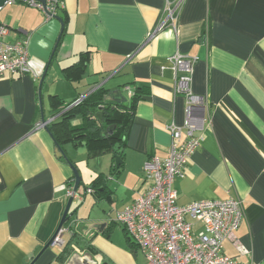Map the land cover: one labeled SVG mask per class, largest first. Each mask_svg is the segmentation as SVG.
I'll list each match as a JSON object with an SVG mask.
<instances>
[{
	"label": "crops",
	"instance_id": "0c3cea01",
	"mask_svg": "<svg viewBox=\"0 0 264 264\" xmlns=\"http://www.w3.org/2000/svg\"><path fill=\"white\" fill-rule=\"evenodd\" d=\"M165 3L63 0L57 45L58 19H45L40 9L22 1L0 9V23L10 27L7 41L29 36L30 64L39 74L36 80L27 73L0 77V264H67L73 254L75 264H90L85 254L97 264L105 259L138 264L120 226L108 224L98 232L87 224L112 220L147 186L145 159L167 155L168 125L181 124L185 116V97L173 90L169 57L175 51L196 58L190 86L209 102L194 131L200 145L184 175L173 181L177 202L239 198L243 216L233 238L223 242V252L264 264V0H184L177 31L167 27L148 37ZM98 83L106 97L123 95L127 103L125 87L141 86L145 92L131 111L126 107L131 119L122 144H87L84 137L73 143L80 109L68 118L70 124L51 125L60 117L40 124L60 103ZM50 95H56V106ZM116 145L118 166L111 148ZM79 161L91 167V180L99 176L103 183L69 207L67 223L81 241L72 239L66 255L57 245L43 250L65 210L66 188L74 185L71 164L83 177ZM85 185L82 180L78 190ZM115 228L122 234L118 244L112 242ZM235 242L248 252L239 253Z\"/></svg>",
	"mask_w": 264,
	"mask_h": 264
},
{
	"label": "built area",
	"instance_id": "2783aa9c",
	"mask_svg": "<svg viewBox=\"0 0 264 264\" xmlns=\"http://www.w3.org/2000/svg\"><path fill=\"white\" fill-rule=\"evenodd\" d=\"M21 1L40 9L45 19L55 17L64 6L63 0ZM183 1L166 0L164 13L148 37L167 27L177 31V17ZM14 2L16 0H8L6 4ZM9 34L10 27L0 23V77L5 73L20 76L27 73L34 80L38 79L39 74L29 60V36L7 41ZM169 60L174 93H182L185 97L184 120L181 124L171 122L168 125L171 142L167 155L163 158L152 155L145 159L143 176L148 181L147 186L129 204L116 211L112 220L134 241L136 249L144 254L146 264H258L252 260L240 261L223 252V242L233 238V232L243 216L239 198L206 199L187 204L177 202L173 181L175 177L184 175L191 155L200 145L201 137L195 135L194 131L203 121V112L209 102L205 95L195 93L190 86L196 58L175 51ZM100 86L102 83L94 84L68 103L60 113L40 121V124L47 126ZM125 90L128 97L133 94L131 87H125ZM92 191L91 187L83 191L74 190L73 185L66 188V196L82 201ZM68 234H72V230L66 222L57 230L53 245L62 248ZM235 247L241 254L248 252L239 242H235Z\"/></svg>",
	"mask_w": 264,
	"mask_h": 264
},
{
	"label": "trees",
	"instance_id": "16d2710c",
	"mask_svg": "<svg viewBox=\"0 0 264 264\" xmlns=\"http://www.w3.org/2000/svg\"><path fill=\"white\" fill-rule=\"evenodd\" d=\"M21 1V0H16ZM79 63V62H78ZM145 93L143 91V88L140 86H134L133 88V94L128 97V103L125 102H114L112 100L104 99V93H103V86H100L94 92H92L89 96H87L80 104L70 108L69 110L59 114L58 117H60V120L53 122L51 125H63L64 123L70 124V121L68 122V118L72 115L73 111L76 109H80L82 113V122L77 127V132H75L72 136L73 143H78V138L84 137L87 141V144L95 142H101L107 141L109 144H113L115 141L118 142V145L122 144L125 137L127 136V131L125 130L126 123L128 124L131 119V112H128L126 107L130 108V111L134 108L136 102L139 100V98L142 96V94ZM50 98L52 100V105L56 106L57 97L56 95H50ZM70 102H62L58 105V108L53 111L52 114L60 113L61 110L64 109ZM101 107L104 111L102 113L103 121L100 122L95 111H97V108ZM126 118V119H125ZM56 120V119H55ZM115 124V128L112 131V134L110 135H104L101 136L102 132H105V129L108 125ZM77 136V137H76ZM112 150L116 153L118 146L116 145V148L112 147ZM121 157V155H120ZM82 182V180H81ZM102 183V179L99 176H96L94 179L90 181L89 184L84 186V189L86 187H91L93 189V193H97L99 191V186ZM103 184V183H102ZM108 224H115L114 221L110 220L107 221ZM126 240L128 242L129 247L132 251L136 252V245L134 241L124 232ZM72 239H75V241L80 242L81 237L76 234V232L72 231L71 240L66 241L64 246L62 247V254L66 255L69 253L72 247H70V242ZM82 245L85 246V248L96 251V249L89 243V241L82 240ZM106 264H111V262L108 259H105Z\"/></svg>",
	"mask_w": 264,
	"mask_h": 264
},
{
	"label": "water",
	"instance_id": "95a60500",
	"mask_svg": "<svg viewBox=\"0 0 264 264\" xmlns=\"http://www.w3.org/2000/svg\"><path fill=\"white\" fill-rule=\"evenodd\" d=\"M7 1L8 0H0V9L6 4ZM41 1L44 2V0H41ZM54 18L58 19L61 22V28H60V32H59V35L57 37V42H56V45H57V43L59 41V38H60V36H61V34L63 32V25H62V20L57 15H55ZM44 74H45V72L43 73L42 77L44 76ZM40 86H41V82L39 83V87ZM107 98H110L114 102H125L127 100V98L124 97L123 95H117L115 93H114V96L112 95V93H109V96L108 97H106V95H105L104 96V99H107ZM103 112L104 111L102 110L101 107H98L97 108V111H95V113H96V115H97V117H98V119H99L100 122L103 121V116H102V113ZM114 128H115V124L108 125L106 127V129H105V132L104 133L103 132L101 133L102 134L101 136L112 134V131H113ZM114 159H115L116 166H118L120 164V162H121L120 154L119 153H115L114 154ZM71 167H72L73 174H74V190H77L78 187H79V185H80V182L82 180V177L80 176L78 169L73 164H71ZM72 200L73 199L71 197L67 200V203H66V206H65V210H64V212L62 214V217H61V220H60V222L58 224V227H57L56 231L54 232L53 236L51 237V239L42 248L43 250L45 248H47L48 246L53 245L54 237L56 235L57 230L61 227L62 224H64L65 222H67V220L70 218L71 213H68V210H69V207H70V205L72 203ZM107 225H108V222H106V221H95V222H92V223H88L87 224V227L93 228V229H95L98 232H102L107 227ZM132 252H133V256L135 257L136 252L135 251H132ZM76 256H78V255L77 254H73L69 258L67 264H75V263H77V261H75ZM89 257H90L89 255H86L85 254V256H83L82 258H83V260L88 261L90 264H97L96 261H94L93 259H91ZM103 264H106V263H103Z\"/></svg>",
	"mask_w": 264,
	"mask_h": 264
},
{
	"label": "rangeland",
	"instance_id": "374dc122",
	"mask_svg": "<svg viewBox=\"0 0 264 264\" xmlns=\"http://www.w3.org/2000/svg\"><path fill=\"white\" fill-rule=\"evenodd\" d=\"M7 5V4H6ZM109 75V74H108ZM107 75V76H108ZM90 87V86H89ZM88 88V87H87ZM85 158V157H84ZM83 158V159H84ZM79 167L82 169L81 170V172H82V180H83V182L85 183V184H88L89 183V180H91L90 179V177L92 176V172H91V167L89 166V165H87L86 163H85V161H79ZM76 201H79V200H77V199H74L73 200V202L75 203V204H77V202ZM79 202H81V201H79ZM114 232V236L112 237L113 238V243H115V244H118L117 243V241L119 240V238H121L120 237V232L115 228L114 230H112V233ZM115 235H117V236H115ZM122 235V234H121ZM131 252H132V250H131ZM132 255V258H134L135 260V262H137L138 264H145V262H146V258H145V256H144V254L142 253V252H140L139 250L137 251V255H135V257L133 256V252L131 253Z\"/></svg>",
	"mask_w": 264,
	"mask_h": 264
}]
</instances>
